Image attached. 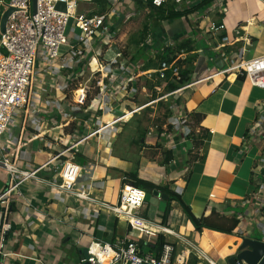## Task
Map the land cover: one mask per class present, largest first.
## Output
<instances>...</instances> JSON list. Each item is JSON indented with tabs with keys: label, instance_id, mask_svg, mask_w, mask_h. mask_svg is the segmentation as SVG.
Returning a JSON list of instances; mask_svg holds the SVG:
<instances>
[{
	"label": "crops",
	"instance_id": "crops-1",
	"mask_svg": "<svg viewBox=\"0 0 264 264\" xmlns=\"http://www.w3.org/2000/svg\"><path fill=\"white\" fill-rule=\"evenodd\" d=\"M225 7L222 17L218 16L217 7L214 13L210 12L209 17L220 19L225 24L226 35L231 40L224 46L226 62L215 51L217 37L212 38L213 43H207L208 34H201L189 14L175 25L173 19H167L170 24H167V20H161L162 31L156 33L159 25L154 26L153 43L142 48V56L136 52L140 45H135V51L130 55H139L136 61L146 64V56H151L169 41L186 38L195 40L192 43L194 50L188 53L191 60L183 67L191 70L193 83L186 88L191 90V98L189 102L185 100V109L201 115L200 122L196 124L202 130L203 143L196 151H192L196 155L187 159L188 154L182 156L176 146L171 150L173 158L161 164L158 160L150 159L146 153L149 149L143 146L138 151L142 158L135 166L134 162L137 161L130 156L129 150L118 151L120 127L116 131L112 128L104 130L103 136L95 135L87 142L80 143L70 154L83 168L74 189L90 191L96 201L83 200L71 193H60L56 186H50L51 182L61 180L59 170L53 168L58 160L40 169L34 178L23 182L20 188L22 195L11 210V229L6 235L4 247L10 255L6 257L5 264H89L80 260L85 257L84 251L92 240L113 241L124 236L137 238L143 250L155 252L151 244L157 241L159 233L154 227L160 224L170 226L194 242L217 264H229L228 257L238 252L242 232L248 237L264 240V136L260 134L264 132V89L252 85L246 78L236 77L235 73L215 74L230 62L240 61L242 52L245 58L251 47L253 51L249 58L264 54V0H226ZM199 22L201 27L208 23L205 18ZM236 29L240 30V34L235 32ZM157 38L160 40L154 43ZM202 41H205V46L201 45ZM136 61L132 60L131 63ZM213 67L215 71H212ZM43 74L46 75L43 72L37 75L39 79L34 86L29 108L17 111L8 131L0 138V156L4 149L11 160L18 139L26 142L21 145L17 160L23 170L35 169L66 144L54 141L55 134L63 133L64 128L60 123L67 120L65 110L70 107V94L59 87L64 85L66 78L65 75H59L56 80L51 77L49 84L44 86L40 79ZM46 86H50L51 99ZM56 99L60 100L61 107ZM128 100L130 98L120 102ZM37 102L41 103V111L34 106ZM121 106L122 112L127 109L123 103ZM47 108L50 109L49 115L44 114ZM41 115L47 116L52 131L39 136L40 126L36 123H41L38 118ZM77 115L79 117L82 114L77 112ZM85 131L80 129L76 136L86 134ZM93 138L96 139L92 141ZM186 144L183 147L192 146L190 141ZM129 171H136L138 177L168 185L180 193L196 216L216 208L228 216L238 214L239 226L233 233L210 228L198 231L178 200L171 201L168 218L164 222L163 213L168 201L156 194L158 199L153 202L146 200L140 210L152 228L144 230L134 226L99 203H118L123 185L133 182L126 175ZM9 177L7 170L0 167V194L8 184ZM258 184L261 188L257 187ZM230 207L234 210L227 211ZM163 236L166 241L174 242L177 251L186 252L189 258L195 256L191 248L177 236ZM195 257L199 262V258ZM203 264L208 263L203 260Z\"/></svg>",
	"mask_w": 264,
	"mask_h": 264
},
{
	"label": "built area",
	"instance_id": "built-area-1",
	"mask_svg": "<svg viewBox=\"0 0 264 264\" xmlns=\"http://www.w3.org/2000/svg\"><path fill=\"white\" fill-rule=\"evenodd\" d=\"M65 3V10L56 7L58 2ZM119 0H116L110 7H105L103 10L85 9L79 11V3H94L95 0H0L1 15L13 7L14 10L9 14L5 31H0V138L6 133L14 120L18 110H27L32 101L34 86L38 82L41 73V68L47 70L48 74H52V79L56 80L59 75H65L66 82L59 86L63 92L70 94V107L65 110L66 121H72L77 126L96 125L90 131L81 136H76V131L72 133L73 138L68 144L62 141H54L58 144H65L62 148L50 156V158L40 164L33 170H23L19 167L17 160L21 145L25 144L24 140L18 139L17 149L13 155V160L8 156V153L2 149L0 156V167L7 170L9 174V181L7 187L0 194V204L3 205L2 212V227L0 228V263H6V257L10 253L4 250L5 240L8 231L11 229L9 217L11 213V204L15 202L21 195V185L27 179L34 178L37 172L53 164L54 160H62L61 164H54V170L59 172L61 180L59 182H51V187H57L61 192L71 193L77 198L96 201L90 195V191L75 190L74 187L79 176L82 174V166L75 161L74 155L67 157L68 153L76 149L82 142H87L89 139L97 135L103 136V131L107 129H115L116 124L127 117L129 112H125L121 116L113 117L108 121H103L100 118L106 113L112 114L116 111V104L119 101L117 98L122 92L125 93L123 99L130 98L133 92H136L134 87L135 78L140 76H147L152 82L164 80L167 78L168 72L172 73V78L180 79L179 60L186 57L188 52L185 49L179 50L175 53V58L172 61L167 59H160V52L163 47L155 50L151 54V58L157 63L156 67L146 69L145 62H140L138 65L134 64V71L129 75H118L115 70L119 68L122 71H129V64L131 57L125 55L126 45L118 43L116 40V30L111 32L108 43L105 45L101 40L107 35L106 19L112 16H117L116 21L120 18V11L113 8ZM147 5L148 0H143ZM155 7H162L167 5H174L179 9L189 8L193 5L194 0H151ZM226 0H213L211 6L205 11L200 12L195 10L189 15L193 22L196 23L202 35H207V43H213L212 38L217 37L218 43L215 47L217 56L222 61L226 62L227 53L224 48L231 43L230 38L225 35L221 39L219 35L222 30H225V24H217L216 20L209 17V14L215 8H218V13H225ZM206 19L208 21L205 27L200 26L199 20ZM71 19L74 20L75 26L81 30L79 41L74 44L69 40V36L65 33L66 27ZM115 21V22H116ZM192 22V23H193ZM199 22V23H197ZM198 24V26H197ZM116 27V25H115ZM235 32L240 34V30ZM211 34V35H210ZM94 37L98 39V45L102 48L101 55L97 54L95 48ZM152 33H148L146 38L140 43L141 47L153 43ZM189 39V38H186ZM192 39V38H191ZM123 39L120 40V42ZM179 41H169L165 46H175ZM195 41V40H194ZM62 45H67L66 53L60 55L59 50ZM117 46L118 50L114 48ZM108 49H114L116 55L106 60L104 54ZM241 59L238 62H230L226 67H221L215 74L228 73L229 75L235 73L236 77H244L248 79L252 85L264 89V54L253 58L245 59L243 52ZM80 66V70L77 67ZM50 68V69H49ZM45 73V72H43ZM43 85L49 84L44 78ZM192 82L188 83L172 92H169L163 97L172 93L179 92L192 86ZM156 87V86H155ZM56 95V92H55ZM99 100L98 111L102 113L101 116L91 114L89 119L82 120L77 115V109L90 113L93 107V100ZM61 107V102L56 99ZM35 108L41 111V103H35ZM126 110V109H125ZM131 111V110H130ZM135 111V110H134ZM131 111V112H134ZM44 114L49 115L50 109H45ZM46 115H41L39 122L42 126L48 125ZM60 123V122H59ZM66 123V122H65ZM65 123H60L64 127ZM92 127V126H91ZM50 129V128H49ZM47 127H45V131ZM198 132L202 130L197 127ZM45 131L42 134H46ZM59 136L63 133L59 134ZM264 136V132L261 131ZM183 141V140H181ZM171 142V141H170ZM170 150L178 144L172 141ZM185 148V147H183ZM188 148H185L184 154L187 153ZM91 186V185H90ZM90 188V187H89ZM259 188V187H258ZM261 188V187H260ZM16 194L18 195L16 197ZM257 197V195H256ZM146 202V190L136 186L133 182H128L123 185L120 192L118 203L110 204L105 201H99L100 206L114 213L120 218L126 219L134 226H140L144 230L152 228L149 221L140 214V210L144 207ZM157 233L163 235H175L185 242L191 248L193 254L199 258L196 264H203L206 260L208 264H217L214 259L208 257L204 250L198 247L194 242L180 235L170 226L160 224L154 227ZM243 237H248L243 232ZM139 237H141L139 235ZM88 256L82 257V263L89 264H189L190 258L184 251H177L174 242L166 241L161 251L157 254L152 251H145L139 245V240L130 236H124L113 241H104L101 239H94L87 247ZM238 264H248L244 260L238 261Z\"/></svg>",
	"mask_w": 264,
	"mask_h": 264
},
{
	"label": "rangeland",
	"instance_id": "rangeland-1",
	"mask_svg": "<svg viewBox=\"0 0 264 264\" xmlns=\"http://www.w3.org/2000/svg\"><path fill=\"white\" fill-rule=\"evenodd\" d=\"M111 4L107 5L106 7H110ZM101 5L97 2L94 3H86V2H80L79 3V11H83L85 9H100ZM113 8H116L120 11V18L116 21L117 16H110L106 19V26H107V35L102 37L103 43L106 45L109 41L110 34L114 30H116V40L118 43H124L123 45H126L125 53L128 57H130L131 53L135 51V45L139 41V39L143 36L142 31H144L145 24L151 23V26H155L156 24L160 23L162 20L161 18H156L155 11L151 12V9L148 5L145 3L138 2V0H119L115 5H112ZM128 9V10H126ZM1 10V7H0ZM126 10V11H125ZM214 13V10H212ZM184 17V16H183ZM183 17H178L173 19L172 23L175 25L178 23V20L181 21ZM115 21H116V27H115ZM187 21V20H186ZM198 23V22H197ZM167 24H170V22L167 20ZM196 24V23H195ZM150 27V26H149ZM205 27V26H204ZM65 33L69 36V40L71 43L76 44L79 41V36L81 35V30H79L75 24L74 20L71 19L70 23L66 27ZM120 37H123V42H120ZM95 41V48L97 51V54L101 55L103 50L98 45V39L94 37ZM201 45L205 46V41H202ZM68 50L67 45H62L59 50V54L62 55L66 53ZM253 51V48H249V51L246 53L245 59L249 58L250 52ZM116 55V51L114 49H108L105 54L104 58L106 60L112 59ZM151 57V56H150ZM141 61H136V65H138ZM152 64V65H151ZM150 67L148 68H154L156 67L151 63L150 61ZM129 71H122L119 68L115 70V72L118 75H129L132 71H134L133 64L130 63ZM50 69V68H49ZM41 72H45L46 75L44 76L45 80L49 82L51 80L52 74H48L47 70L41 68ZM77 70H80V66L77 67ZM216 68L213 67L212 71H215ZM134 87L136 88V92H133L130 96V100L120 102L125 93H121L118 95L119 101L116 104V111L114 114L108 112L103 115L100 119L103 121H108L112 119L113 117H118L116 115L121 116L122 114H125V112H130V114L127 117L122 118L116 126L115 130L119 129L121 131V137L120 141L118 143V151L121 149V151H127L129 150L130 156L132 158L134 157L137 161L134 162V165H138L141 160V154H139L138 151L141 150L143 146L147 147L149 150L146 152L147 155L150 157V159L158 160L161 164H165V152L167 150H170L172 145V141L177 142L178 144L176 146L179 147L180 151L182 152L181 155L185 156L184 152L185 149L183 146H187L186 143L189 141L192 143V146L188 148L187 150V159H192L197 147H195V139L197 137L200 138L201 132H198L197 130V122L194 118L193 114L188 112L185 109V100L189 102V99L191 98V90L188 89H182L179 92L172 93L166 97H163V95L167 93L162 92H154L152 90L153 86L156 84V82H152V80L148 79L147 76H140L139 78H135L134 81ZM50 86H46V91L49 95V98L51 99V92L49 91ZM169 93V92H168ZM70 97V95H69ZM68 97V98H69ZM124 104V107H127L125 111L122 112V106L121 104ZM98 104L99 100L94 99L93 100V107L90 109V113L84 112L83 110L77 109V112H81L82 115L79 116L80 119H89L90 122H93V119L90 117L91 114L99 115L101 116L102 113L98 111ZM134 112H131V111ZM66 122V123H65ZM64 130L62 135L55 134L54 139L56 138V141H62L63 135L66 134L67 136L64 137L65 142L70 144L73 138L72 133L78 132L77 126L72 121H64ZM39 124L40 126V133H43L45 131V127H47V130L45 131L46 134H49L52 129H49L50 125H43L42 123H36V125ZM42 126V128H41ZM92 126V127H91ZM96 125L94 122L92 125H89V123H86L85 126H81V129H86L85 133H88L91 128H95ZM264 131V130H263ZM45 134V135H46ZM84 134V133H83ZM82 134V135H83ZM96 138H93L95 140ZM183 140V141H181ZM171 141V142H170ZM104 142H107V139H104ZM124 143V145H123ZM123 145V147H122ZM172 150V149H171ZM186 152V151H185ZM136 153V154H135ZM69 153L67 157L70 158ZM145 154V157H147ZM139 159V160H137ZM62 160H58V163L61 164ZM78 162V161H77ZM146 162V160H145ZM80 163V162H79ZM168 163V162H167ZM83 173V170L82 172ZM80 177V176H79ZM9 179V178H8ZM18 195L16 194V197ZM158 199L157 196L153 192L146 191V200H150L153 202V200ZM2 207L0 204V215L2 214ZM234 210V208L230 207L229 210ZM1 220V218H0ZM256 231V229H255ZM259 235L261 232L258 230ZM257 233V231H256ZM261 236V235H260ZM258 238V237H255ZM259 239V238H258Z\"/></svg>",
	"mask_w": 264,
	"mask_h": 264
},
{
	"label": "trees",
	"instance_id": "trees-1",
	"mask_svg": "<svg viewBox=\"0 0 264 264\" xmlns=\"http://www.w3.org/2000/svg\"><path fill=\"white\" fill-rule=\"evenodd\" d=\"M95 2L99 3L101 5L100 10H103L107 5H109L110 3L108 2V0H95ZM138 2L144 3L143 0H138ZM213 0H196L193 2V5L189 8H182L179 9L174 5H167V6H162V7H155L152 4L151 0H148L147 5L150 7L151 12L155 11L156 14V18H161L162 20H167V19H175L178 17H183V16H187L188 14H190L191 12L195 11V10H199L200 12L205 11L209 6H211ZM219 17H222L224 15V13H217ZM0 18H1V12H0ZM216 23L219 25L222 23V21L216 20ZM159 25V28L156 31V33H158L159 31H162V26L161 23H158L157 26ZM150 26V27H149ZM154 26H151V24H145L144 26V31H142L143 36L139 39V41L137 42L136 45H140V43L146 38V36L148 35V33H152V35L154 34V30H153ZM226 35L225 30H222L219 38L221 39L223 36ZM160 40V38H157L156 40H154V43H157V41ZM177 41V40H176ZM195 41L191 38L189 39H183L182 41L178 42L175 46H163V50L162 52H160L159 56L160 59H167L169 61H172L175 58V53L181 49H185L186 52H188L189 54L194 50V46L192 45V43H194ZM143 47H138L137 49V54L141 55V50ZM145 48V47H144ZM134 54L131 57V61H136L139 58V55ZM189 54L184 58V59H180L179 60V65L181 66L180 69V79L176 80L172 78V73L169 71L167 78L164 80H159L156 82V84L153 86L152 90L156 93L158 92H162L163 93H168V92H172L188 83L192 82V78L190 76V72L191 70L188 68H184V64L187 61L191 60V57L189 56ZM194 53H192L193 55ZM126 55V53H125ZM127 56V55H126ZM146 56V55H145ZM146 58L148 59V62L144 65V67L146 69H148V67H150V61L151 63H153V65H157V63L150 57V56H146ZM135 64V63H133ZM240 78H244V77H240ZM156 86V87H155ZM194 118L196 119V122H200L201 120V115L200 113H194L193 114ZM81 129V128H80ZM195 147H199L200 145H202L203 143V136L200 135V138L197 137L195 140ZM165 160L169 161L173 158V153L171 150H167L165 152ZM126 175L128 177H130L133 180V183L138 186L141 187L143 189H145L148 192H153L154 190H159L164 192L165 194L168 195L167 201H168V205L166 207L165 212L163 213V221L165 222L166 219L168 218V212L170 210L171 207V201L173 200H178L182 207L184 212L186 213V215L188 216V218L192 221V223L194 224L196 230L201 231L204 228H210V229H214V230H218L224 233H233L235 231V229L239 226L240 223V219L238 218V214H233L232 216H228L225 213H221V211H218L216 208H211L210 211L208 213H203L201 216H196L193 211L191 206L186 203L184 201V199L182 198L181 194L178 193L177 191L171 189L168 185H160L157 184L151 180L145 179V178H141L138 177V173L136 171H129L126 173ZM7 187V185H6ZM5 187V188H6ZM257 187H260V185L258 184ZM14 207V202H12L11 204V210ZM166 239L162 234H158L157 237V241L153 244H151L152 246V250L155 251V253H159L161 251V249L163 248V245L165 244ZM197 258L195 256H191L190 258V264H196L197 263Z\"/></svg>",
	"mask_w": 264,
	"mask_h": 264
},
{
	"label": "water",
	"instance_id": "water-1",
	"mask_svg": "<svg viewBox=\"0 0 264 264\" xmlns=\"http://www.w3.org/2000/svg\"><path fill=\"white\" fill-rule=\"evenodd\" d=\"M110 4H114L116 0H108ZM59 9L65 10V3L60 1L56 5ZM14 10L13 7H9L0 18V31H5L6 21L9 14ZM114 48H117L114 45ZM154 194L160 197L168 198V195L162 193L159 190H154ZM4 208L2 207V212ZM2 227V216L0 220V228ZM85 256H88V249H85ZM244 260L248 264H264V240H260L258 238H251V237H243L241 244L238 247V252L235 255L228 257L229 264H238V261ZM1 264V263H0Z\"/></svg>",
	"mask_w": 264,
	"mask_h": 264
}]
</instances>
